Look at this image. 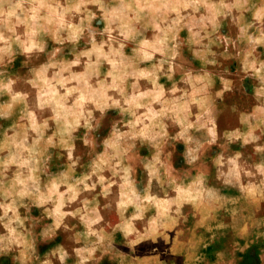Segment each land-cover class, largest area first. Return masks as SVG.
Masks as SVG:
<instances>
[{"label":"clouds","instance_id":"9594fccd","mask_svg":"<svg viewBox=\"0 0 264 264\" xmlns=\"http://www.w3.org/2000/svg\"><path fill=\"white\" fill-rule=\"evenodd\" d=\"M178 260L264 264V0H0V264Z\"/></svg>","mask_w":264,"mask_h":264},{"label":"rangeland","instance_id":"374dc122","mask_svg":"<svg viewBox=\"0 0 264 264\" xmlns=\"http://www.w3.org/2000/svg\"><path fill=\"white\" fill-rule=\"evenodd\" d=\"M118 239H119V237H118ZM166 247L167 246L165 245V243L163 242V240L161 238H158L155 243H153V241L150 239L144 240L139 245H137V255L141 256V258H143V256H145V255H153L154 253L152 250L154 248H158L160 253H164L166 250ZM123 251L128 253L130 250L127 248H124ZM209 251H211V250H209ZM160 259L162 261H167L170 259V257L165 256V255H161ZM177 264H181V261L178 260Z\"/></svg>","mask_w":264,"mask_h":264}]
</instances>
